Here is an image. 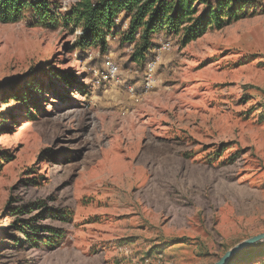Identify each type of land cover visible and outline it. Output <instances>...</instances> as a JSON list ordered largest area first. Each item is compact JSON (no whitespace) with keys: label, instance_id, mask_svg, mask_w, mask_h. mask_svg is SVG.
<instances>
[{"label":"rangeland","instance_id":"obj_1","mask_svg":"<svg viewBox=\"0 0 264 264\" xmlns=\"http://www.w3.org/2000/svg\"><path fill=\"white\" fill-rule=\"evenodd\" d=\"M49 1L61 16L75 0ZM252 1L190 42L155 37L151 81L120 34L81 51L79 28L0 21V264H214L264 232V0ZM228 264H264V241Z\"/></svg>","mask_w":264,"mask_h":264},{"label":"trees","instance_id":"obj_2","mask_svg":"<svg viewBox=\"0 0 264 264\" xmlns=\"http://www.w3.org/2000/svg\"><path fill=\"white\" fill-rule=\"evenodd\" d=\"M252 0H75L63 15H58L49 0H0V21L16 22L29 15L34 25L78 28L75 47L86 51L108 49V36L120 34V41L133 45L136 61L149 63L161 33L180 34L183 43L204 35L212 27L221 28L246 16ZM199 5H202L201 7ZM119 19V21H117ZM127 21V29L122 31ZM148 60V62H147ZM0 152V167L7 158ZM19 212L22 210H18ZM31 223L19 226L27 232ZM28 237L35 241L38 230ZM238 253V252H237Z\"/></svg>","mask_w":264,"mask_h":264},{"label":"water","instance_id":"obj_3","mask_svg":"<svg viewBox=\"0 0 264 264\" xmlns=\"http://www.w3.org/2000/svg\"><path fill=\"white\" fill-rule=\"evenodd\" d=\"M264 241V232L251 236L239 243H237L236 245H234L233 247H231L229 250H227L223 256H221L219 258V260L217 262H215L214 264H228V262L230 261V259L237 253L239 252L241 249L246 248L250 245L256 244L258 242H262Z\"/></svg>","mask_w":264,"mask_h":264},{"label":"built area","instance_id":"obj_4","mask_svg":"<svg viewBox=\"0 0 264 264\" xmlns=\"http://www.w3.org/2000/svg\"><path fill=\"white\" fill-rule=\"evenodd\" d=\"M117 21H119V19H117ZM170 45H171V43L169 41L163 42L161 44V46L159 47V50H162V49L163 50H167V49L170 48ZM156 60L157 59H152L147 64V68L149 70L148 71L149 74L147 75L148 81H151V79H152V75H153L152 71H153V69H154V67H155V65L157 63ZM105 65H106V68H107V70H106L107 73H106L105 77L106 78H111V79H116L118 77L119 72H120L119 66L115 62L110 60V59L106 60Z\"/></svg>","mask_w":264,"mask_h":264}]
</instances>
